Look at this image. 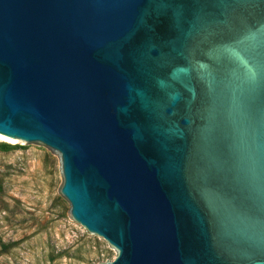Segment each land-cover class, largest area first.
<instances>
[{
    "label": "water",
    "instance_id": "obj_1",
    "mask_svg": "<svg viewBox=\"0 0 264 264\" xmlns=\"http://www.w3.org/2000/svg\"><path fill=\"white\" fill-rule=\"evenodd\" d=\"M0 135L97 264H264V0H0Z\"/></svg>",
    "mask_w": 264,
    "mask_h": 264
},
{
    "label": "rangeland",
    "instance_id": "obj_2",
    "mask_svg": "<svg viewBox=\"0 0 264 264\" xmlns=\"http://www.w3.org/2000/svg\"><path fill=\"white\" fill-rule=\"evenodd\" d=\"M0 143V264H97L116 250L69 215L57 153L35 143Z\"/></svg>",
    "mask_w": 264,
    "mask_h": 264
},
{
    "label": "trees",
    "instance_id": "obj_3",
    "mask_svg": "<svg viewBox=\"0 0 264 264\" xmlns=\"http://www.w3.org/2000/svg\"><path fill=\"white\" fill-rule=\"evenodd\" d=\"M11 147L7 144H4V143H0V151L1 152H6L10 149Z\"/></svg>",
    "mask_w": 264,
    "mask_h": 264
},
{
    "label": "bare ground",
    "instance_id": "obj_4",
    "mask_svg": "<svg viewBox=\"0 0 264 264\" xmlns=\"http://www.w3.org/2000/svg\"><path fill=\"white\" fill-rule=\"evenodd\" d=\"M0 138L3 139V140H6V141H8V142H13V139L8 138V137L3 136V135H0Z\"/></svg>",
    "mask_w": 264,
    "mask_h": 264
}]
</instances>
